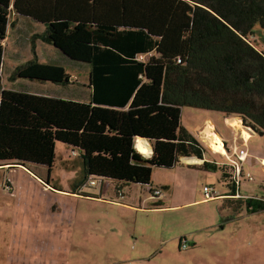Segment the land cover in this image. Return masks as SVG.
<instances>
[{
  "label": "trees",
  "instance_id": "1",
  "mask_svg": "<svg viewBox=\"0 0 264 264\" xmlns=\"http://www.w3.org/2000/svg\"><path fill=\"white\" fill-rule=\"evenodd\" d=\"M13 11L45 30L33 34L32 58L10 79L65 90L80 84L88 87L83 98L3 88ZM256 25L264 27V0H0V167L51 172L60 142L81 159V183L111 179L119 194L140 184L159 197L155 167L207 151L183 124L184 106L236 115L264 140V48L252 40ZM36 38L57 53L39 57ZM139 137L151 143V156L137 149ZM238 203L249 213L264 210V196ZM184 242L180 248L188 249Z\"/></svg>",
  "mask_w": 264,
  "mask_h": 264
},
{
  "label": "rangeland",
  "instance_id": "2",
  "mask_svg": "<svg viewBox=\"0 0 264 264\" xmlns=\"http://www.w3.org/2000/svg\"><path fill=\"white\" fill-rule=\"evenodd\" d=\"M18 25L22 28L19 36L23 45L15 44L14 36L3 41L7 62L13 64L14 54L17 65L32 57V33L44 31L41 27L36 31L31 22ZM254 31V44L264 48V27L256 25ZM35 40L39 57L49 56L51 47L41 39ZM8 66L3 72L6 83L8 73L12 74ZM76 80L87 82L79 75ZM194 112H199L201 122L205 114H216L221 116L222 126L226 125L220 112L193 106L182 108L184 124L196 123ZM239 120L242 122L240 117ZM205 125L203 121L202 129ZM201 126H193L191 132L202 137L200 140L195 135L204 144L208 139L202 130H196ZM243 127V133L250 130ZM263 146V138L256 134L246 147L252 153ZM207 151L212 149L207 147ZM56 152L51 172L44 166H32L31 170L24 166L0 167V264H264V210L247 213L239 211L238 202L223 205L222 199L201 200L206 181L221 187L218 174L204 177L200 172L187 181L183 174L173 173L174 169L159 168L155 169L154 179L171 185L160 197H155L147 186L137 184L126 186V196L121 198L115 185L105 181L102 195L106 199H100L84 196L80 191L100 194L94 189L101 187V180L83 186L81 159L63 143H58ZM243 167L239 177L241 192L264 195L261 162L253 166L248 159ZM248 171L253 179L245 175ZM130 199L140 208L111 201ZM159 199L163 203L156 207L153 203ZM182 236L187 239L188 249L180 248Z\"/></svg>",
  "mask_w": 264,
  "mask_h": 264
},
{
  "label": "crops",
  "instance_id": "3",
  "mask_svg": "<svg viewBox=\"0 0 264 264\" xmlns=\"http://www.w3.org/2000/svg\"><path fill=\"white\" fill-rule=\"evenodd\" d=\"M11 9H12V7H11ZM12 14L14 15V17H12ZM29 22H31L33 24V27L34 26L37 27L36 31L38 30V27L44 28V30H45V26L43 24H36V23L32 22V20L30 18L24 17L22 15H18L14 11L10 12V23H9L8 33H7L6 39L14 36L15 37V44L22 46L23 45V42L21 40L22 37L19 36V35H21L20 30L22 28H21V25H18V23L25 24V23H29ZM9 28L12 30L10 31ZM33 34L34 33H32V35ZM45 44L48 45L47 43H45ZM48 46L51 47L50 45H48ZM51 49H54V48L51 47ZM54 51H55L54 53H57V51L55 49H54ZM50 53H52V52H50ZM5 57H7L6 53L4 56V62H3V67H2V78H3V72H4V66L5 65L7 66L9 64L10 66H8V67L10 68V72L13 73V71L16 69L17 66L25 63L26 61H28L29 59L32 58V57L28 56L29 57L28 59L21 60L19 65H17V62H16L17 56H15L14 54L11 55V57L14 60L13 64L7 62ZM18 60H20V58H18ZM41 61H43V60H41ZM6 78H8L7 83L3 78V82H2L3 88L18 90V91H27L29 93L40 94V95H53V96H58V97L62 96V97H69V98L73 97V98H75V97H80V96L85 94V92H83V88L85 90L88 89L87 86L82 87L80 84L79 85L74 84L71 87H69L67 90H65V89H61L59 86H57L55 84L52 85V82H47L49 85H45V82L40 81L43 83L40 85V84L35 83L34 80H32V82H30L31 84H29V80H31V79L17 78L15 80H13V79H10L9 73H8ZM80 98H83V97H80ZM217 112H219V111H217ZM194 113H195L194 115L196 116L199 112H194ZM221 114L224 115V118L226 120V125H224L225 127H223L222 123L219 121L221 119V116H218L216 114H205L204 115L203 121H206L207 126L205 125V127L203 129L201 126L203 121L202 122L200 121L201 115L196 116L197 121L194 125H189V124L187 125V124L183 123L190 131H193L192 130L193 126H201L200 129L196 128V130H202L201 132H202V134H204V136H205L206 130H208V127H213L212 130L216 134H218L221 142L218 144H211L209 142V144H208L209 140L206 141L204 144L207 147L211 148L212 152L206 151L203 158H198L196 156L182 157L181 160L179 161V163L170 169H174L176 172H173V173H176V175H178V176H179V173L183 174V176L186 178L187 181H189V179L199 175L198 173H200V172L201 173L203 172L204 177L208 176L212 173L218 174V178L220 180L219 183H220L221 187L217 188L215 184H213L209 181H206V183L203 185L204 198H202L201 200H207V199H211V198L222 199L223 203H224L223 205H227V204H229V202H232V201L238 202L239 198H242L245 196H247V197H250V196L263 197L264 195L245 194V193L241 192V181L239 180V182H238L236 180V178H237V173L239 172V169H241L242 172H244L243 164L248 159L250 160V162L253 166H256V164L259 163V161L264 166V146L260 151H258V152L254 151L251 153V151L248 149L249 147L247 148L246 146H249L253 135H256V134L250 133V135L248 137L245 136L243 133L244 127L242 125L241 120H240L239 124H236L237 126H231L230 125L231 123H233L232 122L233 120L239 119L238 116H236V115L227 116L224 113H221ZM209 122H211V124H208ZM200 123H201V125H199ZM232 125H235V123H233ZM203 131H204V133H203ZM198 138L200 139L202 137H198ZM139 139L144 142L146 147H148V153H143V152L142 153L147 157L151 156L152 151H153L151 143L147 139L139 137L136 140V147L139 151H141L139 148V144H138ZM242 147H244V149L247 151V156L243 160H240L238 157V150ZM258 158H260L259 161H258ZM205 161L210 162V165H205ZM179 164H181V165L178 166ZM178 167H180L179 170H177ZM80 168H79V170H80ZM159 168H161V167H155L153 169L152 182L156 187H158L161 190V193L159 195V197H160L161 194L163 193V191L165 190L163 188V186H168V189H166V190H170L171 185L169 183H167L166 181H162V180L156 181L154 179V175H155V171H156L155 169H159ZM263 171H264V168H263ZM164 173H172V172H164ZM105 181H110L111 183H113L115 185V188H116L117 185L113 180L104 179V181H101L102 182L101 187L99 189L98 188L94 189V190H98L100 192V194H97L96 193L97 191H92V190L80 191V192H82L80 194H82L84 196L106 199L102 195L104 188L106 187ZM90 184L91 183L86 182V183H83L82 185L87 187V186H90ZM95 184H97V183H95ZM206 185L212 186V188H213L212 195H210V196H207L206 192L204 190V187ZM129 187H133V186L130 185ZM124 188H126V186L122 187L123 190H122L121 194L124 193V195H122V196H121V194H119L117 192V188H116V194H118V196L121 198H124L126 196V191ZM188 188L189 187H186L187 191H188ZM111 201H116L118 203L123 204L125 207L131 208V209L135 208V207L140 208L139 206L136 205V203L132 202V200L131 201H124V202L119 201V200H111ZM155 201H157V200H155ZM161 201L163 203V200H161ZM239 211H246L247 213H249L246 210L245 206L240 207Z\"/></svg>",
  "mask_w": 264,
  "mask_h": 264
},
{
  "label": "bare ground",
  "instance_id": "4",
  "mask_svg": "<svg viewBox=\"0 0 264 264\" xmlns=\"http://www.w3.org/2000/svg\"><path fill=\"white\" fill-rule=\"evenodd\" d=\"M234 121H236V122H234ZM234 121H233V123H237V124H239V122H240L239 119L234 120ZM208 128H209V130L206 131L205 136L209 140V142L212 143V144H218V143H220L221 141H220V138H219L218 134H216L212 130L213 127H208ZM249 131L247 129H245L244 130V135L248 137L250 135V132ZM138 144H139V148H140L141 152L148 153V147L145 146V144H144V142L142 140L139 139Z\"/></svg>",
  "mask_w": 264,
  "mask_h": 264
},
{
  "label": "built area",
  "instance_id": "5",
  "mask_svg": "<svg viewBox=\"0 0 264 264\" xmlns=\"http://www.w3.org/2000/svg\"><path fill=\"white\" fill-rule=\"evenodd\" d=\"M246 150L244 149V147L243 148H240L239 150H238V157H239V159L240 160H243L245 157H246ZM243 174V172H242V170L241 169H239V172L237 173V178H236V180L239 182V177H240V175H242ZM249 179H253V175L250 173V172H247L246 174H245ZM96 183V181L95 180H92L91 181V184H95ZM204 190H205V192H206V195L207 196H210V195H212V191H213V188H212V186H205L204 187ZM160 189H157L156 191H155V193H157V194H160ZM182 247L183 248H186L187 247V242H184L183 243V245H182Z\"/></svg>",
  "mask_w": 264,
  "mask_h": 264
}]
</instances>
